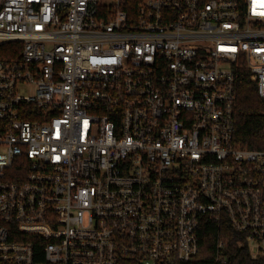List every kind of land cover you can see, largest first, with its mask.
Returning a JSON list of instances; mask_svg holds the SVG:
<instances>
[{
	"label": "built area",
	"instance_id": "2783aa9c",
	"mask_svg": "<svg viewBox=\"0 0 264 264\" xmlns=\"http://www.w3.org/2000/svg\"><path fill=\"white\" fill-rule=\"evenodd\" d=\"M243 71L264 0H0V264H181L206 222L263 256Z\"/></svg>",
	"mask_w": 264,
	"mask_h": 264
},
{
	"label": "trees",
	"instance_id": "16d2710c",
	"mask_svg": "<svg viewBox=\"0 0 264 264\" xmlns=\"http://www.w3.org/2000/svg\"><path fill=\"white\" fill-rule=\"evenodd\" d=\"M20 44L11 43L9 46ZM235 140L243 147L264 148V99L257 91L246 71L237 82L235 103ZM225 239L222 255L225 260L217 261V237ZM181 264H264V255L253 258L247 248L239 247L235 234L227 224L206 222L202 226L200 250L196 256Z\"/></svg>",
	"mask_w": 264,
	"mask_h": 264
}]
</instances>
